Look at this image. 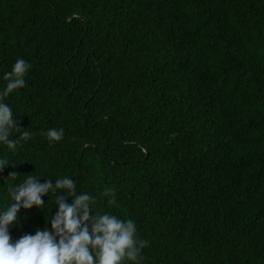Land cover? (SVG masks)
Segmentation results:
<instances>
[{"label": "trees", "instance_id": "trees-1", "mask_svg": "<svg viewBox=\"0 0 264 264\" xmlns=\"http://www.w3.org/2000/svg\"><path fill=\"white\" fill-rule=\"evenodd\" d=\"M17 59L0 102L32 135L0 143V211L27 175L67 176L134 220L142 264H264V0H0V92ZM60 194L21 208L13 243Z\"/></svg>", "mask_w": 264, "mask_h": 264}, {"label": "clouds", "instance_id": "clouds-1", "mask_svg": "<svg viewBox=\"0 0 264 264\" xmlns=\"http://www.w3.org/2000/svg\"><path fill=\"white\" fill-rule=\"evenodd\" d=\"M30 68L24 59L15 61L11 72L4 75L7 83L0 92V101L25 86L24 77ZM20 129L12 108L0 102V143L15 149L21 141H27L32 134ZM13 130L19 133L16 139L10 138ZM41 134L53 143L63 139L64 130L50 128ZM6 164L7 160L0 159V169ZM9 177L15 179L16 173H9ZM76 187V181L67 176L54 183L51 180L41 183L36 175L29 174L22 183L8 188L11 203L0 211V264H122L125 259L142 264V250L149 241L138 238L134 220L95 211L96 198L87 192H77ZM58 190L65 194L56 195L58 211L51 216V230H38L35 235H24L13 243L9 226L17 222L21 208L43 209L42 197ZM104 195L110 197L109 205L115 203L114 191L107 190ZM69 198L71 204L66 202Z\"/></svg>", "mask_w": 264, "mask_h": 264}]
</instances>
